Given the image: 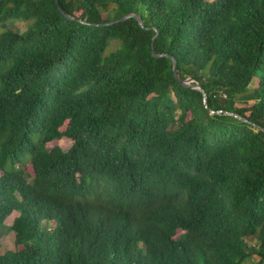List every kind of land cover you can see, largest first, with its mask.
<instances>
[{"label":"trees","instance_id":"trees-1","mask_svg":"<svg viewBox=\"0 0 264 264\" xmlns=\"http://www.w3.org/2000/svg\"><path fill=\"white\" fill-rule=\"evenodd\" d=\"M262 129L264 0H0V264H264Z\"/></svg>","mask_w":264,"mask_h":264},{"label":"water","instance_id":"water-1","mask_svg":"<svg viewBox=\"0 0 264 264\" xmlns=\"http://www.w3.org/2000/svg\"><path fill=\"white\" fill-rule=\"evenodd\" d=\"M55 3L58 5V0H55ZM59 9V12L60 14L67 20H70V21H77V22H80L79 19L77 18H74L68 14H66L60 7H58ZM128 18H134L138 24L140 25V27H143V24H142V21L140 19L139 16L137 15H134V14H126L125 16L121 17L120 19L118 20H115V21H110V22H107V23H102V24H96L98 26H109V25H113L115 23H118V22H121V21H124ZM156 36H154L152 38V42H151V53L154 57H168L166 54H156L155 51H154V48H153V41L155 39ZM172 73H173V76L175 78H177V67H176V61L174 59H172ZM179 84L182 86V87H186V88H190V89H193V90H197L199 92L202 93V96H203V103L204 105L206 106V98H205V93L203 91V89L201 88V86L197 83V82H194L192 79H189V78H186L185 80H178ZM211 113H214V112H211ZM217 113V112H216ZM235 116V115H234ZM237 117V116H235ZM243 122H246L245 119H241ZM264 131V129H262Z\"/></svg>","mask_w":264,"mask_h":264},{"label":"rangeland","instance_id":"rangeland-1","mask_svg":"<svg viewBox=\"0 0 264 264\" xmlns=\"http://www.w3.org/2000/svg\"><path fill=\"white\" fill-rule=\"evenodd\" d=\"M28 26L27 22H15L11 21L7 28L16 30L18 32H24L26 27ZM71 145V141L67 138H62L58 141H53L48 145V148H51L52 146H58L61 148L62 151H66ZM27 163V162H26ZM13 219V215L9 216L5 220V225L9 226L11 221ZM2 235L0 236V252H3L5 250H12L13 249V233L10 232L6 227H4L1 231ZM181 232H179L180 234ZM257 259L253 258V262L256 263Z\"/></svg>","mask_w":264,"mask_h":264},{"label":"clouds","instance_id":"clouds-1","mask_svg":"<svg viewBox=\"0 0 264 264\" xmlns=\"http://www.w3.org/2000/svg\"><path fill=\"white\" fill-rule=\"evenodd\" d=\"M11 215H13V219H14V217H15V213L10 214L9 216H11ZM9 216H8V217H9ZM8 217H7V218H8ZM7 218H6V219H7ZM6 219H5V220H6ZM13 219H12V221H13ZM5 220H4V222H5ZM12 221H11V223H10L9 226H11ZM9 226H6L5 223H4V227H6L7 229L9 228ZM4 227H3V228H4ZM8 230H9V229H8ZM9 231H10V230H9Z\"/></svg>","mask_w":264,"mask_h":264}]
</instances>
